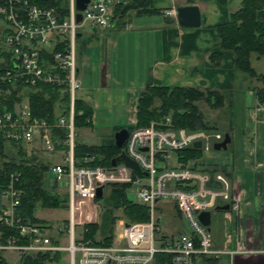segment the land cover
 Here are the masks:
<instances>
[{
	"label": "built area",
	"instance_id": "built-area-1",
	"mask_svg": "<svg viewBox=\"0 0 264 264\" xmlns=\"http://www.w3.org/2000/svg\"><path fill=\"white\" fill-rule=\"evenodd\" d=\"M131 0H90L86 9L79 11L76 0H0V16L9 23L5 46L0 47V87L36 85L45 82L58 88L55 124L33 116L29 96L15 103L13 110L0 112V135L7 142L22 143L24 148L40 144L46 153L61 150L64 161L48 166L47 174L58 186L67 185L70 209L68 221L69 244L62 246L58 237L49 233L51 224L23 219L16 210L20 204L21 189L15 185L19 174L11 173L6 184L0 182V223L18 231L3 241L0 233V250L36 254L68 250L69 264H154L156 253H169V264H194L197 255L212 257L221 251L213 246L208 225L199 219V213L217 209L219 201L228 202L233 210L240 205L239 189L229 173L233 166L232 154L216 158L214 144L225 138L227 131L218 128L188 129L175 127L170 117L151 121L149 125L129 130L122 150L139 163L137 171L123 161L116 166L80 163L74 156L76 130L74 125L77 92L83 88L79 71L78 50L87 44L85 28H109L113 23V8ZM82 13L81 21L77 13ZM176 15L175 8L165 9ZM67 99L68 103H62ZM68 108V113L62 109ZM264 109L257 103L255 116ZM82 113V110L78 112ZM53 128L65 130L63 139L53 138ZM200 141L202 155L181 159L180 151ZM57 145L61 146L57 148ZM229 146V145H228ZM91 156L83 162L91 160ZM112 182L129 183L126 189L130 200L149 206L150 219L128 222L120 220L122 231L119 243H96L84 237L85 216L89 210L83 206L82 214H75V199L96 196L98 186ZM135 195L134 199L129 194ZM172 202L187 228L167 239L161 231L155 209L159 202ZM83 221V232L76 237L75 228ZM61 231V228H59ZM26 237L27 242H21ZM241 252H254L240 247ZM264 251V250H263Z\"/></svg>",
	"mask_w": 264,
	"mask_h": 264
},
{
	"label": "crops",
	"instance_id": "crops-1",
	"mask_svg": "<svg viewBox=\"0 0 264 264\" xmlns=\"http://www.w3.org/2000/svg\"><path fill=\"white\" fill-rule=\"evenodd\" d=\"M239 4L240 0H153L152 6L157 11L140 13L133 7L121 15L115 13V5L112 26L98 28L104 30L103 41L91 43L93 39L89 37L80 51L79 71L83 92L95 85L104 89L115 81L121 83L125 79L122 65L126 58L130 59L128 67L137 71L134 50L143 46L154 48L156 55L145 74L138 77L141 78L135 91L138 96L148 85L217 88L228 92L224 107L234 108L235 114L238 107L242 112L241 127H232L228 148L212 155L220 159L232 154L229 176L238 185L240 205L238 210L229 205L212 213L208 226L214 248L221 251L213 257L218 263L224 257L231 264H264V109L257 116L253 113L258 103L255 89L264 87V80L259 77L264 73V54L255 51L250 54L256 76L238 69L231 51H221L219 63L211 58V53L220 49L216 26L226 21ZM185 5L199 7L198 27L183 28L177 13H165L167 8L177 11ZM81 99L93 109L90 100ZM226 204L229 203H218ZM240 247L254 252H241Z\"/></svg>",
	"mask_w": 264,
	"mask_h": 264
},
{
	"label": "trees",
	"instance_id": "trees-1",
	"mask_svg": "<svg viewBox=\"0 0 264 264\" xmlns=\"http://www.w3.org/2000/svg\"><path fill=\"white\" fill-rule=\"evenodd\" d=\"M153 0H131L126 4H117L116 14H124L130 8H138L139 12L157 11L152 6ZM219 37V50L211 53V58L219 63L221 51H231L234 54V62L238 69L256 76L257 73L250 62V54L255 51L264 54V0H240L237 9L232 10L226 21L216 26ZM259 77L264 80V73ZM7 85L0 87V112L13 110L15 103L21 101L23 96H29L33 116L46 119L55 124L57 120L56 106L58 103V88L45 82L36 85H20L11 87L7 91ZM257 101L264 105V87L255 89ZM225 93L217 88H199L192 86H167L148 85L141 91L137 100L136 125L128 128L149 125L151 121H160L170 117L175 127L194 129L218 128L217 124L211 123L203 112L200 103L206 102L212 108H221L225 105ZM62 103L67 104L65 99ZM82 110V113L78 112ZM67 114L68 108L62 109ZM93 109L83 99L75 101L74 125H89L92 122ZM232 124V123H231ZM120 129V128H119ZM232 125L227 132L231 133ZM232 134V133H231ZM65 137V130L53 128L54 140ZM61 146L57 145V148ZM122 151L115 144L114 136L104 138L96 144H89L77 140L74 146V156L80 163L92 166H112V159ZM202 155L199 148L189 146L180 151L181 159L186 162L189 158H198ZM91 156L92 159L83 162L84 158ZM118 163L121 160L117 161ZM37 154L28 153L22 143L7 142L0 135V182L8 183L11 173L19 174L15 185L21 189L20 204L16 213L23 219L46 224L47 222L36 216L38 208L60 207L68 203V193L62 195L58 192L56 184L48 187L44 183V173L48 169ZM128 183H109L108 193L105 196L75 199V214L79 215L83 206L89 210L84 212L85 222L84 237L92 238L96 243L108 244L114 238L116 222L120 218L117 213L121 210L128 222L147 221L150 219L149 206L130 200L126 189ZM1 207V194H0ZM177 214L180 215L177 210ZM100 232L102 236L96 237ZM2 240L18 231L10 226L0 223ZM21 242H27L26 237ZM203 256V255H202ZM169 253L159 252L155 255L154 264H169ZM207 264H219L215 257L203 256ZM62 262V252H37L36 254L24 253L19 262L9 261L0 250V264H59Z\"/></svg>",
	"mask_w": 264,
	"mask_h": 264
},
{
	"label": "rangeland",
	"instance_id": "rangeland-1",
	"mask_svg": "<svg viewBox=\"0 0 264 264\" xmlns=\"http://www.w3.org/2000/svg\"><path fill=\"white\" fill-rule=\"evenodd\" d=\"M9 27V23L5 20L4 17L0 16V47L5 46V33L6 29ZM107 30V29H106ZM104 30L96 31L85 28L82 31V35L90 36L93 40L91 43L103 41ZM97 32V34H96ZM95 40V41H94ZM78 50V63L80 64V47ZM158 51H160L158 47ZM136 55L135 62L138 65L137 71L130 69L128 67L130 59L126 58L123 66V72L125 79L119 82H114L111 86H108L104 89H98L95 85L91 89H87L84 92L78 90V98H84L90 100L94 113L92 115V122L89 125H76V139L89 144H96L102 141L104 138H112L115 135V132L119 128H130L136 125V109H137V100L138 95L135 93L139 89V82L145 74L146 67L150 64L156 55L154 48H148L140 46L138 49L134 50ZM130 66V65H129ZM98 65L95 64L93 67L94 77L97 76ZM136 71V72H135ZM135 74V75H133ZM133 77V78H132ZM132 78V79H131ZM228 96V92L224 91ZM200 106L205 113L207 119L211 123H215L218 126V129L228 130L230 128L229 123L232 122V127L238 129L241 127L240 114L242 113L238 107L235 114L234 108H228L227 106H222L221 108H212L206 102H201ZM243 117V116H242ZM28 153L37 154L38 157L46 164L51 165L55 162H62L66 156V153L61 150H55L51 153H46L40 147V144L33 143L26 146L25 148ZM44 183L50 187L56 182L50 177L47 172L44 173ZM114 183V182H112ZM129 184V183H128ZM108 185V184H107ZM104 187L105 196L108 193V186ZM57 186V190L60 194H67V185H62L61 187ZM129 186V185H128ZM131 199L135 198L133 193L129 194ZM120 218L116 222V227L114 231V243H119V234L122 231L121 225L119 224L120 220H125L124 215L121 210H118ZM70 209L67 203L62 204L60 207H50V208H38L36 211V216L45 220L47 223L51 224V228L47 231L54 236L58 237L59 244L62 246H67L69 244L68 237V221L70 219ZM155 215L158 218V222L161 227V231L158 233H163L167 236V239H171L172 236H176L180 231L187 228L185 220L177 214V209L173 206L172 202H159L155 209ZM79 223L76 225L75 233L76 237H80L83 232V221L81 218L77 217ZM61 228V231L59 230ZM102 234L98 232L96 234L97 238H100ZM62 252V262L59 264H69V254L68 250L63 249ZM4 256L11 262L18 263L20 259V253L17 251L4 250ZM194 264H202L204 258L202 255H197L195 257ZM219 264H231L229 259L221 258Z\"/></svg>",
	"mask_w": 264,
	"mask_h": 264
},
{
	"label": "water",
	"instance_id": "water-1",
	"mask_svg": "<svg viewBox=\"0 0 264 264\" xmlns=\"http://www.w3.org/2000/svg\"><path fill=\"white\" fill-rule=\"evenodd\" d=\"M90 0H76V7L79 11H82L86 9L87 4ZM82 19V13H77V20L81 21ZM177 19L178 23L183 28H191V27H198L201 24V15L200 10L197 5H185L180 6L177 9ZM129 134V129L126 127L120 128L115 132L114 139L115 144L122 148L125 140L127 139ZM232 137L229 132L225 133V138L220 141L216 142L214 144L215 149H227L229 143H231ZM194 146L199 148L201 146L200 141L194 142ZM121 160L123 161L127 166L139 171L141 170V166L138 162H136L134 159H132L124 150L121 151V153L112 159V166H116L117 161ZM104 194L103 186H98L96 189V196L101 197ZM216 208H229V204H226L225 206H217ZM211 216L212 212L210 210H203L199 213V219L204 225H209L211 223ZM207 264V263H206Z\"/></svg>",
	"mask_w": 264,
	"mask_h": 264
}]
</instances>
